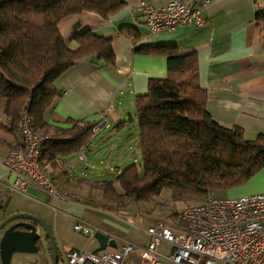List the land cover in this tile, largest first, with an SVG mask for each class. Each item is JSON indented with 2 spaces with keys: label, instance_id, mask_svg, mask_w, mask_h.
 <instances>
[{
  "label": "crops",
  "instance_id": "1",
  "mask_svg": "<svg viewBox=\"0 0 264 264\" xmlns=\"http://www.w3.org/2000/svg\"><path fill=\"white\" fill-rule=\"evenodd\" d=\"M123 1L122 9L109 18L84 10L64 17L57 24L69 47H76L70 41L73 33L91 30L111 40L115 55L113 65H98L83 59L60 75L55 81L60 96L45 115L50 125L63 128L70 126L68 119L97 124L90 143L79 152L58 159L56 167H45L57 184L80 194L82 202L48 197L32 185L25 192L11 191L7 181L12 177L8 179L6 168L0 164V194L4 199L9 197L6 214L25 212L45 220L57 243L58 264H69L65 255L70 251L92 252L99 246L94 235L84 236L73 229L78 221L90 224L115 241V246L107 245L104 250H114L126 240L146 245L150 237L145 228L157 220L173 229L184 228L179 217L169 220V212L163 213L160 205L151 206L148 201L118 207L91 187L95 181L104 180L101 165L106 168L105 172H114V164L124 163L123 167L116 165V176L131 164L128 162L133 154L130 156L129 151L136 152V145L139 147L138 123L134 125V118L137 119L135 98L147 92L151 78L167 76L165 56L137 52L136 46L167 45L178 47L181 54L194 52L199 84L207 90V110L213 119L225 127L242 128L247 139L264 133V29L254 19L257 9H264V0H211L200 12L202 25L181 24L157 32H150L144 25L141 6L148 3L163 7L171 0ZM126 28L133 29L138 40L123 32ZM4 106L5 100L0 99L1 123L6 122ZM120 122L123 126L117 128ZM101 133L103 137L98 140ZM19 143L20 135L15 137L0 127V161ZM73 156L89 165L86 168L96 177L89 178L88 171L84 175L74 174L72 168H77L78 162L70 159ZM229 191L236 194L264 192V169L225 194ZM169 195L171 197L170 190ZM2 216L0 210V219ZM159 249L166 254L171 246L162 242ZM133 258L140 260L138 255ZM9 264H52L48 241L42 239L36 253L14 254Z\"/></svg>",
  "mask_w": 264,
  "mask_h": 264
},
{
  "label": "trees",
  "instance_id": "2",
  "mask_svg": "<svg viewBox=\"0 0 264 264\" xmlns=\"http://www.w3.org/2000/svg\"><path fill=\"white\" fill-rule=\"evenodd\" d=\"M123 6V0H0V99L6 117L0 127L17 137L26 115L33 131L47 135L40 156L44 170L90 143L97 125L68 119L70 126L63 128L46 121L60 96L56 79L83 59L98 65L115 61L109 38L91 30L73 33L70 41L76 47L71 48L57 24L84 10L109 18ZM254 19L264 29V9H257ZM123 32L138 40L133 29ZM135 51L165 56L167 65V76L151 78L147 92L135 98L142 162L95 181L93 189L118 207L151 201L163 189L170 190L174 203H183L209 192L225 196L264 169V133L247 139L242 128L225 127L208 112L194 52L181 54L167 45L136 46ZM0 199L4 215L9 197L0 194Z\"/></svg>",
  "mask_w": 264,
  "mask_h": 264
},
{
  "label": "built area",
  "instance_id": "3",
  "mask_svg": "<svg viewBox=\"0 0 264 264\" xmlns=\"http://www.w3.org/2000/svg\"><path fill=\"white\" fill-rule=\"evenodd\" d=\"M211 0L182 2L171 0L163 7L143 3V22L150 32L172 29L176 25L200 26L201 10ZM29 118H21L20 143L0 161L8 174L11 191L25 192L35 186L48 197L81 203V195L55 182L40 165L43 143L47 135L33 131ZM94 127V131H96ZM85 158L84 154L81 156ZM182 230L173 229L162 220L145 228L150 237L146 245L124 241L114 250L98 252L70 251L69 264H264V192L235 197L209 195L202 203L185 206L180 214ZM73 229L84 236L97 231L90 224L78 221ZM171 249L162 254L159 245ZM138 255L139 261L133 256Z\"/></svg>",
  "mask_w": 264,
  "mask_h": 264
},
{
  "label": "water",
  "instance_id": "4",
  "mask_svg": "<svg viewBox=\"0 0 264 264\" xmlns=\"http://www.w3.org/2000/svg\"><path fill=\"white\" fill-rule=\"evenodd\" d=\"M2 205L0 199V209ZM3 217L0 221V264H9L16 253L38 252L42 239L49 243L52 264H58L57 243L45 220L25 212L4 214ZM94 237L99 243V246L92 251L94 253L104 250L107 245L115 246V241L102 231H96Z\"/></svg>",
  "mask_w": 264,
  "mask_h": 264
},
{
  "label": "rangeland",
  "instance_id": "5",
  "mask_svg": "<svg viewBox=\"0 0 264 264\" xmlns=\"http://www.w3.org/2000/svg\"><path fill=\"white\" fill-rule=\"evenodd\" d=\"M129 122V121H128ZM130 123V122H129ZM134 125L137 126V119L134 118ZM103 137L102 133L97 136V139H101ZM105 142V141H104ZM87 152V151H86ZM131 152L130 153V156L132 155V160L131 162H128L129 163H136L137 165H140L141 162H142V158H141V152H140V149L139 147L136 145V152H133L132 151H129ZM88 153V152H87ZM70 159H75L78 163H77V168H72L73 171H74V174H77V175H84V172L88 171L89 173V178L91 179H94L96 177L95 173H90L89 169H87L86 167H88L89 165H86L84 162L82 161H78V158L77 156H73V157H70ZM115 165V168L117 171V167L116 165H120L119 167H123L124 166V163L123 164H114ZM122 165V166H121ZM127 165V164H126ZM102 166V169H101V172H102V176L103 179H111L115 176V171L114 172H109L108 170H106V172L104 171L106 168ZM87 173V174H88ZM86 175V174H85ZM3 193V192H1ZM248 194V193H247ZM209 195H213L212 192H209V194L206 196V197H203V198H187V200L183 203H174L172 200H171V197L169 195V190L168 189H163L160 193V195H158L157 197L153 198L150 203L148 205H151V206H154V204H157V205H160L162 206V211H164L163 213H167L169 212V220H178L179 218V214L181 212V210L187 206V205H193V204H199V203H202L205 199H207V197ZM226 196L228 197H235V196H240V195H244V194H236V192H232V191H229L225 194ZM2 196V195H1ZM140 203V202H139ZM141 204H147L145 202H141ZM177 230H182V227L181 226H178Z\"/></svg>",
  "mask_w": 264,
  "mask_h": 264
},
{
  "label": "flooded vegetation",
  "instance_id": "6",
  "mask_svg": "<svg viewBox=\"0 0 264 264\" xmlns=\"http://www.w3.org/2000/svg\"><path fill=\"white\" fill-rule=\"evenodd\" d=\"M3 218H4V217L2 216L1 219H0V221H1Z\"/></svg>",
  "mask_w": 264,
  "mask_h": 264
}]
</instances>
